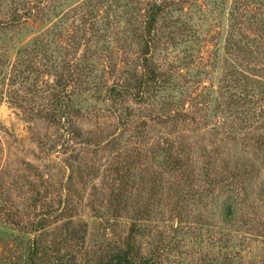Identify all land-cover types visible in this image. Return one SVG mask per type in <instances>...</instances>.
<instances>
[{"label": "rangeland", "instance_id": "1", "mask_svg": "<svg viewBox=\"0 0 264 264\" xmlns=\"http://www.w3.org/2000/svg\"><path fill=\"white\" fill-rule=\"evenodd\" d=\"M149 1L131 0L129 11L121 8L120 17L112 12L110 20L103 7L95 19L104 27L97 30L98 39L90 38L89 26L84 29L87 33L78 30L79 49L70 55L71 60L82 59L79 66L88 67L96 77L102 74L103 79L96 88L89 79L86 86L90 89H82L70 122L53 124L37 119L34 113L46 111L51 88L57 90L54 72L66 57L64 39L56 41L46 35L43 41L50 49L37 47L34 43L40 32L52 21L43 24L36 13H29L34 0H0V264L25 263L27 240L15 230L12 215L21 211L27 218L34 209L30 198L37 192L48 196L46 200L57 199L60 184L66 183L69 174L63 160L72 155L77 160L87 158L97 170L71 191L79 206L73 219L89 223L85 243L63 246L64 252L76 256V264H96L99 253L121 241L134 213L147 204L151 216L145 222L147 235L140 240L148 252L159 251L163 264H209L217 257L219 261L226 252V240L228 252L236 253L235 264H264V0H170L171 11L161 19L158 31L161 42L153 50L154 61L169 83L145 103L127 99L122 112L130 113L129 118L137 123L146 121V136L131 141L139 144L140 152L127 147L117 158L118 152L105 144L116 128L112 127L115 112L103 97L105 86L123 80L124 70L130 72L139 63L142 42L136 34ZM18 16L20 21L10 23ZM73 21L69 19L56 31L66 35ZM107 21H111L109 26L104 24ZM26 67L38 70L37 85L34 75L26 78ZM245 82L250 93H257L242 105L240 93L245 89L235 86ZM28 88L39 92L36 95ZM22 106L33 107L34 118ZM179 112L184 118L174 124L171 118ZM67 129L84 134L67 141ZM90 131L103 136L101 146L80 143ZM45 136L55 139V144L45 141L42 147L36 142L35 138ZM168 141L181 157L189 156L186 169L193 173L192 182L167 171L151 152ZM48 150L50 159L45 158ZM118 165L129 166L134 181L128 188V208L120 213L108 208ZM231 172L241 174L235 186L239 191H231L227 182L219 180ZM47 175L54 177L52 183ZM156 175L164 176L157 181L153 196L151 184ZM232 200L240 207L228 221L225 201ZM112 214L121 217L112 220ZM67 216L56 217L57 222L47 229L49 242L65 237L61 228ZM111 222L115 234L109 228Z\"/></svg>", "mask_w": 264, "mask_h": 264}, {"label": "trees", "instance_id": "2", "mask_svg": "<svg viewBox=\"0 0 264 264\" xmlns=\"http://www.w3.org/2000/svg\"><path fill=\"white\" fill-rule=\"evenodd\" d=\"M130 1L131 0H77V2L70 4L67 0H34L33 6L28 8L29 13H36L34 16H36L37 20L43 21V24L46 23V21H52L50 26H46L44 30L40 32L42 35L37 38L34 44H36L37 47L41 45L42 50H49L50 47L47 43L45 44L43 38L46 35H51L56 41H63L64 39V50H66V57L55 67V87L57 90L54 91V88H51V96L47 102L48 107L46 108V111L43 112V110H38L37 113H34V115H38L37 117L35 116L37 119H43L53 124L61 123L62 120L70 122V113H72V110L75 111L76 103L80 102L82 89H90L86 86L90 83L89 79L92 81L91 85L93 88L99 87V82L103 79L102 74L99 77H96L94 72L88 67L79 66L78 62L82 59H77V63L71 60L70 55L79 49L80 35L78 34V30L80 29V31L87 33L84 29L86 26H89V29L92 30L89 34L90 38H93V40L98 39L97 30H100L101 28L104 29V27L98 26L95 22V19L98 16V11H101L102 8L105 7L107 10L105 17L107 20H110L111 15L113 14L112 12H117L121 8H126L125 12L129 11L128 7L130 6ZM50 2L53 3L51 4ZM171 7L172 3L170 0H151L147 3L143 24L139 25L140 32L136 34L140 37L142 42V51L139 60L140 64L138 63L130 72L124 70L125 76L123 80L121 79L111 86H105L104 100L108 103L111 110L115 112L116 116V124L112 125V127L116 125V128L115 130L110 131L109 138L106 140L105 144L109 149L118 152L115 153L117 158L122 154L120 151L127 149V147L129 148L132 146L133 149L140 152L139 144H131V141L136 139L137 142H139L141 138L146 136L144 127L147 126V122L142 121L140 122L141 124L137 123L129 118L130 113L127 115L122 112L121 109H123L127 99L133 97L137 103H145L148 99L156 98L158 93L161 92L160 88H164L165 84L169 83V79L167 77L165 78V72L161 70L154 61L153 50L157 49L158 43L161 42L158 32L161 25H163L161 24V19L165 14L170 13ZM118 13L119 12L113 15H119L120 17V14ZM44 17H46L47 20H43ZM12 18L13 19H11L10 23L18 22L21 19L19 16ZM25 19H27V16ZM69 19L75 20L71 22V24H73L70 32L68 30L66 35H64L63 33L56 31L57 29L65 27ZM79 20L81 23H79ZM110 22L111 21H107L104 24L109 26ZM2 24L4 25V23ZM167 37L169 39V36ZM57 48H61L59 44H57ZM72 57L75 58L76 56L73 54ZM83 59L86 60L85 55ZM138 67H140L141 70H138ZM112 69V72L117 73L115 68ZM24 70L28 73L26 78L29 79L30 75H34L32 81L37 85L40 76L38 70L34 68L30 70L27 67ZM247 83L249 82L235 86V88H239L240 90L245 89L240 93L242 105L250 103L252 101L251 97L255 96V93H257L255 90H252V93H250V90L246 86ZM31 91L33 93L36 92V95L37 92H39L37 88L29 90V92ZM78 99L79 101H77ZM165 105H167V100H165ZM22 108L29 117L34 118L33 107L28 108L22 106ZM126 109L128 108L126 107ZM243 112L246 114L250 113L248 110H244ZM183 118V112H179L172 116L171 119L174 121V124H177V122ZM127 132L128 134H126ZM82 134L84 133L81 131L78 132L77 130L73 131L67 129L64 136L67 138V141H73L76 137L81 138ZM35 139L42 147H45V141H48L50 144H55L53 141L55 139L52 140L49 136L43 138L38 137ZM93 142H96L95 146H101V144L104 143L103 136L101 137L100 132H88L86 140H83L80 143L83 146L90 147ZM76 144L77 143H75V145ZM159 146V150L154 152V147L151 149V152L159 158L161 165L166 168L167 171L179 175L185 181L192 182L193 173L189 169H186L189 156L181 157L179 155L180 150L177 152L174 149L173 144L169 141L165 142L164 145L159 144ZM50 149L51 148H49V150ZM143 149L144 148L142 147V150ZM49 150L48 152H44L46 153L45 158L48 159L52 157V154H49ZM63 163L69 171V174L66 183L61 182L60 184L62 186L59 188L57 194L58 198L46 200L48 196L37 192L35 193V196L30 198L31 207L34 208L32 209L34 214L33 218H30L32 212L27 213V218H25L24 215L23 217L21 216V211L14 212L12 215L11 219L15 226V230L18 233H21L24 236V239L27 240V246L25 247L27 253H24V264H76V256L72 253L64 252L63 246L65 244H70L71 242L79 241H82L83 244L87 239L89 223L83 220L77 222V220L75 221V219H73L74 215L78 214L79 206L76 204V201L73 198L74 194L71 191L78 182H84V179L94 175L97 170L87 158L82 157L81 160H77L74 155L66 158V161L63 160ZM214 165L218 167L217 161ZM114 171L116 173L114 181L117 182V184H113L115 188L111 192V195H109L111 196V200L108 199V201H110V206L108 205V208L120 210V213L122 210L128 208V188L133 186L131 183L134 181L131 179L133 174L131 173L129 166L124 167L118 165L114 168ZM39 175L40 180H44L43 175ZM47 176L50 178L49 175ZM163 176L156 175L155 179H152L151 190L153 196L157 194V181L163 179ZM238 177L241 178V174L231 172L227 178L220 176L219 180L227 182L231 191H239L241 188L235 187ZM53 178V176L50 178L51 183L54 181ZM31 184L32 187H36L34 182ZM211 184H214V182L211 181ZM195 196L196 194L193 193L194 198ZM237 196L235 197L239 198L240 194ZM94 204L95 202H92L91 208L94 207ZM149 205L150 204H147L144 210L136 211L134 213L131 218L132 221L130 226H128L126 234L121 236L122 238L120 242L113 244L110 250H100L102 253H99L96 264H163L162 260L159 261V251L151 250V252H148L143 247V242H141L142 238L147 235V226L145 225V222L148 221L151 216ZM238 207L240 206L234 204V200L229 202L225 201V208L227 209L226 219L228 221H231L236 215ZM65 214H68V220H66L61 228V232L63 235L65 233V237L61 238L59 241L54 240L53 242H49L46 237L48 236L47 229L57 222V220L54 221L56 217ZM118 217H121V215L118 214V216H114L112 214L111 219L115 220ZM109 226L110 230L115 234L113 223L111 222ZM226 241L224 244L226 252L223 254V257L220 258L219 256V261L216 260L218 257L212 258V261L209 260V264H235L236 253L234 252L235 255L233 256L232 252H228L229 246ZM19 259L21 261L23 258ZM214 260H216V263H213Z\"/></svg>", "mask_w": 264, "mask_h": 264}]
</instances>
